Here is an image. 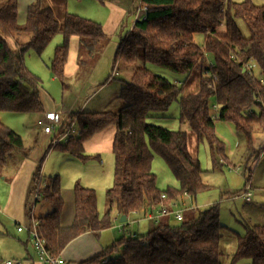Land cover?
Here are the masks:
<instances>
[{
	"label": "trees",
	"instance_id": "obj_1",
	"mask_svg": "<svg viewBox=\"0 0 264 264\" xmlns=\"http://www.w3.org/2000/svg\"><path fill=\"white\" fill-rule=\"evenodd\" d=\"M144 7L146 18L135 20L115 54V65L134 66L139 60L144 63L134 69L131 79L121 88L123 107L118 111L71 113L62 128L75 122L78 135L50 146L86 160L91 155L86 154L85 144L108 127H115V171L113 185L106 192L107 211L101 216L95 190L77 182L73 223L62 226L65 202L59 176L43 185L39 167L31 181L27 217L36 223L37 233L52 256H61L69 243L87 232L98 234L111 228L115 215L148 220L149 215L162 209L174 210L184 195L196 198L209 189L203 181L199 159L189 152L187 132L150 123L152 112L167 111L180 98V123L189 127L198 143H208L215 167L222 162L230 167L226 144L216 134V121L232 124L249 146L253 144V134L264 130V5H255L251 0H141L140 8ZM17 17L18 1L1 0L0 113L42 117L46 113L43 82L27 67L26 54L34 51L42 55L62 34L64 41L55 50L50 70L65 87L71 39H79V64L83 66L88 62L82 61V54L95 58L107 36L99 23L73 14L66 15L61 30L53 11L43 7L40 0L30 4L24 24H19ZM238 21L247 27L248 37ZM197 34L205 37L203 47L195 42ZM25 37L29 38L26 42ZM8 38L15 40L16 48L11 47ZM207 53L215 59L213 67H205ZM147 63L182 75H190L202 63L199 91L181 97L184 86L154 73ZM213 97L218 107L216 119L210 106ZM17 152L27 156L23 138L0 119V177ZM155 154L169 167L177 189H159L153 172ZM251 171H247L245 188L251 182ZM40 200L51 205V211L36 218L33 208ZM172 216L153 219L146 235L135 233L119 242L123 249L118 257H111L118 246L115 243L79 264H223L222 240L226 232L237 243L230 256L231 264L243 259L264 264V226L245 225L243 235L235 233L222 225L218 205L193 215L186 210L182 221L176 219L177 224L170 223ZM122 230L125 232V226Z\"/></svg>",
	"mask_w": 264,
	"mask_h": 264
},
{
	"label": "rangeland",
	"instance_id": "obj_2",
	"mask_svg": "<svg viewBox=\"0 0 264 264\" xmlns=\"http://www.w3.org/2000/svg\"><path fill=\"white\" fill-rule=\"evenodd\" d=\"M231 1L240 3L244 0ZM251 1L255 5H264V0ZM135 15L136 13L133 15V24L135 22ZM129 24L132 25L131 21ZM238 25L242 33L246 37H248L249 31L245 24L242 21H238ZM128 29L129 28L127 27L125 31H128ZM57 38L58 37H56L55 40L49 45L45 53L43 52L44 54L41 57L42 61H39L38 54L34 51L26 54V58H29L32 54V59H34L36 63L41 62V64L39 63L38 65L40 71H44L43 75L49 73V70L47 71V67L50 68L51 59L54 56V49L57 45ZM60 38L62 39L60 43L61 45L63 43V35H61ZM28 39V37H25L23 41L26 42ZM8 42L12 48H16V44L14 43L15 40L13 38H8ZM195 42L200 47H203L205 42L204 35L197 34L195 36ZM82 55V61H86L89 64L90 57L84 53ZM99 58L100 56H96V61H98ZM93 59L95 58H91V60ZM90 64L93 65L92 62ZM118 64L119 72H117V69L115 70V73H118L115 80L118 81H114V84H116L115 82L125 83V81H129L134 69L144 65L143 61L141 60H139L134 66H128L124 63ZM146 65L154 73L166 77L175 85L179 87L184 86V91L181 94V97L199 91L200 71L201 66H203L202 63L201 66L195 68L190 75L175 74L167 68L155 64L147 63ZM214 65L215 59L213 55L207 53L205 55V67H213ZM42 82V85L47 93V97H51V104H56L59 110H61L62 108L70 109L74 106L85 108L86 111L94 110L93 104H90L87 107V101L90 98V95L86 94L87 92L83 94L82 98L78 100L77 104H75L76 98H72L70 95L75 90L74 88H76V84L81 82L79 80L78 74L75 77L70 78L68 81H65L67 91L63 100L60 89L62 88V83L60 81H56L55 84H51L48 76L45 75ZM55 88L57 89L55 90ZM119 93L120 91L118 90L116 99L115 97L113 98L112 95L106 96V98L109 97L110 100H105L103 105L99 106L101 107V109H103L102 111H118L123 107L124 103L120 99ZM98 98L95 100V102H97ZM179 99L173 102V104L167 111L152 112L149 122L170 130H184L189 134H194L187 125H182L180 123ZM210 106L211 113L213 116H215L217 114V110L214 108V106H216L215 97L210 100ZM0 116L2 118V121L6 125H8L9 128L14 130L20 136L22 135L21 137L24 139V145L28 149L27 155H29L30 152L36 148L37 137H32L33 123L36 124V121L40 119L41 116L36 114H18L10 112H2ZM4 117H7V119ZM215 123L216 134L226 144V154L228 159L233 162V168L226 167L225 165L215 167L213 164L211 149L208 143H196V141H194V148L195 146H197V152L199 153L198 159L204 171L203 181L209 187V189L198 194L196 198H192L188 195H184L183 197L179 198V200L177 201L178 206L174 208V211L188 210L190 214L193 215L196 211H203L208 207L218 205L220 209V220L222 225L235 233L243 235L245 233V221L252 226L257 225L255 224L256 221H260V223L262 222V224L259 226H264V211H262V213L261 211H259L260 213L258 211L255 212L254 210H252V207H250L251 205L249 203H246V198H244L245 192L243 191L245 190L246 184L245 174L248 170L246 169V160L242 158V154L245 152V148L248 147V143L243 134L238 133L232 124H228L222 121H216ZM36 128L38 130L37 134H40L41 129L37 126ZM74 129L76 131V134L78 135V125L75 124ZM193 137L196 138L194 135ZM231 150H233V153H235L233 156L229 154ZM50 153H53V155L48 165H46V169L45 164L48 160L49 155L46 157L43 156L45 157L42 163V176H45L44 180L46 178L50 179L59 176L61 184L63 182L64 187H70L71 184L74 183L73 180H76V182H79V184L84 188L86 186L91 188L92 190H95L98 197V211L101 216L104 215L109 207L106 192L113 185L114 180L115 158L112 151H104L99 157L93 155L95 152L89 151L86 154L91 156L86 160H81L68 153H64L58 150H51ZM16 154L19 153L17 152ZM14 161H12V163H10L8 167L6 166L7 168L5 167L3 176L0 178H10L11 176H13V173L15 172V170H13ZM39 165H41V162ZM153 172L157 176L158 186L161 191H165L168 188H178V183L171 173L169 167L167 166L165 161L157 154L154 155ZM251 182H253L254 184L252 195H256V192L260 190L264 193V155L260 160L259 169L253 175ZM11 183L12 180H0V184L2 186L3 184L7 186L6 188L0 187L1 203L9 196V191H7V188L9 189V185ZM252 199L254 202L256 201L255 196H253ZM44 202V200H40L38 202V207L36 208V205L34 206V209L36 208V210H34L36 218L40 213L39 204ZM0 219L6 223L5 217L1 214ZM169 221L171 224L178 223V221L174 219V216H172ZM12 224L14 225V223ZM152 224L153 221L147 219H141L138 223V218L134 216H130L129 220L126 223H122L120 220H115L112 227L109 229L110 236L107 243L109 244L108 248H110L115 243H117L118 246L117 249L112 253L111 257L114 259L118 257L120 253H122L123 248L119 242H122L124 239H129L130 235L134 234L135 232L142 236L146 235L151 230ZM124 226L125 232H121L120 227ZM236 247V239L233 237V235L226 232L222 240V249L225 254L222 259L223 264H231L230 256L236 251ZM235 264H252V261L250 259H243L236 262Z\"/></svg>",
	"mask_w": 264,
	"mask_h": 264
},
{
	"label": "crops",
	"instance_id": "obj_3",
	"mask_svg": "<svg viewBox=\"0 0 264 264\" xmlns=\"http://www.w3.org/2000/svg\"><path fill=\"white\" fill-rule=\"evenodd\" d=\"M17 1H18L17 20L19 24H24L27 20L29 6L31 3L35 2L36 0H17ZM40 1L43 7L50 8L53 11L61 30H63L65 18L67 14L78 15L90 19L92 21L99 23L103 27V30L107 36V41L105 42V45L100 51V53L96 55V56H100L99 60L96 61L97 60L96 57L95 59H93L95 61L90 59L93 65L90 64L91 63L90 61L89 64L87 63L83 66L79 64V49H80L79 39L77 37H73L71 39L69 56L65 67V76H66V81H68L70 78L75 77L77 74L79 75V80L81 82L76 84L75 86L76 88H74L75 90L70 94L72 98H76L75 104H77L78 100L81 99L83 94L87 92L86 94L90 95V98L87 101V107L90 104H93V109H94L93 111L90 112H104L102 111L103 109H101V107L99 106L103 105L105 100L107 101L110 100L109 97L106 98V96L112 95L113 98L115 97L116 99L117 97L116 94L118 93V90L121 91V88L124 85V83L122 82L121 83L115 82L116 84H114V81H118L115 80L118 74L115 73V70L117 69V72H119V64L118 63L116 65L114 64L115 54L119 47L120 41L134 27L135 22L134 24L132 23V21H134L133 15L136 13L135 15V20H136L137 12L141 7V0H40ZM130 21L132 25L129 24ZM127 27L129 29L128 31H125ZM61 35L62 34L56 36L58 38H57V45L55 49L53 48L54 53L56 48L63 44L62 43L60 45L62 40L60 38ZM55 38L53 39V41L55 40ZM42 55L40 56L38 55L39 61H42L41 58ZM39 63L41 64V62ZM39 63L38 62L36 63V61L32 59V54L30 55L29 58H26V65L29 68V70L38 77H40L41 80H43L44 76L46 75L48 76L51 84H55L56 81H60L55 76H53L50 68L48 67H47V71L49 70V73L43 75L44 71H40L38 65ZM56 89L57 88H55V90ZM60 89L63 100V98L65 97V93L67 91V87L66 86L63 87L62 85V88ZM42 92H43V101H44L46 113L48 112L59 113L61 115L62 123H66L68 121L71 113L77 112L79 110L86 111L85 108H80L76 106L70 109L62 108L61 110H59L56 104L53 105L51 104V99H50L51 97H47V93L44 87ZM97 98L98 100L97 102H95ZM4 118L7 119V117ZM0 119L2 121L1 116ZM32 131H33L32 137L35 138L37 137L36 148L33 151H31L30 154L27 156H25L21 152H18L19 154H15L7 164L8 167V165L12 163V161H14L15 159V161L13 162V168H14L13 170H15L13 176H11L10 178H3V179L0 178V180H12V183L9 185V189L7 188V191H9V196L4 201H2V203L0 202V214L3 215L6 220L5 223L0 219V264L5 260L19 261L21 264H44L38 260L37 253L32 241V235L30 233L31 230L30 225L33 223V220H29L27 217L28 203H29L28 198H29V190L31 188V181L34 177V174L39 169V167H41V174H42V165H39L40 162H42L41 160L44 161L45 157L49 155L48 160L45 164V169H46V165H48L53 155V153H50L51 150L53 151L57 149H50V144L52 140L51 136L43 133L42 130L40 134H37L38 130L36 128L35 123H33ZM187 134H188L189 152L194 158H198L199 153L197 152V146H195L194 148V141L198 143L197 137L195 134H191V133L190 134L187 133ZM114 135H115L114 126H110L101 133H98L85 144L86 153L89 151L95 152L93 155L99 157L101 153L104 151H108V152L112 151V143H113ZM193 135L196 138H194ZM229 154L233 156L235 153H233V150H231ZM263 155H264V130L262 132H257L253 134L252 146L248 145V147L245 148V152L242 154V158H244L247 163L246 169L252 170L251 180L255 172H257L259 169L260 160L263 157ZM229 162H230L229 163L230 168H233V162L230 160ZM222 165L228 167L223 162L220 163V166ZM245 176H247V171ZM44 177L45 176H43V185L49 182V179L46 178L44 180ZM73 182L74 183H72L70 187H64L62 182L63 185L62 195L64 198L65 205L61 216V224L62 226L65 227L70 226L73 223L75 216L74 187L77 182L76 180H73ZM250 185L252 191L254 189L253 182H250ZM0 187L6 188L7 186L5 184H3V186L0 184ZM253 196H255L256 199L255 202L252 199ZM245 201L246 203H249L251 205L250 207H252V210H254L255 212L261 211L262 213V211H264V193L261 190L257 191L256 195L255 194L252 195L250 201L247 200ZM39 206H40L39 208L40 213L37 218L41 216H45L51 211V206H49V204H47L46 202L40 203ZM37 207H38V203L36 205V208ZM36 208L35 209L33 208V217H36L34 211L36 210ZM115 220L121 221V217L119 215H115L114 221ZM128 220L129 218L127 219V221ZM139 222L140 221H138V223ZM12 223H14V225ZM255 224L261 225L262 222L260 223V221H256ZM245 225L252 226L248 224L246 221L244 222V226ZM19 227L23 228L22 232L18 231ZM122 228L124 229V227H120L121 232L124 231L122 230ZM109 229H106L98 234L87 232L81 235L80 237L76 238L67 245V247L61 253V256L64 258L67 264H79L81 262H86L91 260L95 256L102 253L105 250V248H108L109 244L107 243V241L110 236Z\"/></svg>",
	"mask_w": 264,
	"mask_h": 264
},
{
	"label": "built area",
	"instance_id": "obj_4",
	"mask_svg": "<svg viewBox=\"0 0 264 264\" xmlns=\"http://www.w3.org/2000/svg\"><path fill=\"white\" fill-rule=\"evenodd\" d=\"M147 8H140L137 12L136 20L140 18H144L146 14ZM146 18V17H145ZM248 68H251L248 67ZM263 82V81H262ZM215 109L218 110V107L215 106ZM217 116H215V119ZM61 115L56 112H48L41 117L37 123L36 126L39 127L43 133L48 134L49 136H52L51 144L50 146L55 147L59 145L60 143L66 142L67 139L76 133L74 126L75 122L71 123L69 127H67L65 130L62 128L63 123L61 122ZM245 198L247 201L251 200L252 191H251V185L249 184L245 188ZM164 197V196H163ZM175 207L178 205L175 204ZM184 212L183 210H172L169 212L167 209H162L160 212H158L156 215H149L148 220L157 219L160 216H166V215H173L175 219L178 221H182L184 219ZM19 232L23 231V228H18ZM30 233L32 235V241L34 248L37 253L38 260L41 261L44 264H66L63 257L59 256H52L49 254V252L45 248V242L42 240L36 230V223L33 221L32 227L30 230ZM1 264H21L19 261L14 260H5L1 262Z\"/></svg>",
	"mask_w": 264,
	"mask_h": 264
},
{
	"label": "water",
	"instance_id": "obj_5",
	"mask_svg": "<svg viewBox=\"0 0 264 264\" xmlns=\"http://www.w3.org/2000/svg\"><path fill=\"white\" fill-rule=\"evenodd\" d=\"M121 222L126 223L127 222V217L126 216H121Z\"/></svg>",
	"mask_w": 264,
	"mask_h": 264
}]
</instances>
